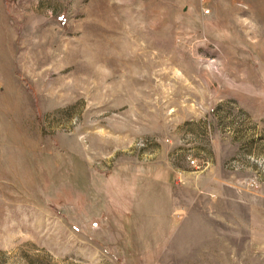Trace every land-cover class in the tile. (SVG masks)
Instances as JSON below:
<instances>
[{
	"label": "rangeland",
	"instance_id": "obj_1",
	"mask_svg": "<svg viewBox=\"0 0 264 264\" xmlns=\"http://www.w3.org/2000/svg\"><path fill=\"white\" fill-rule=\"evenodd\" d=\"M0 264H264V0H0Z\"/></svg>",
	"mask_w": 264,
	"mask_h": 264
},
{
	"label": "crops",
	"instance_id": "obj_2",
	"mask_svg": "<svg viewBox=\"0 0 264 264\" xmlns=\"http://www.w3.org/2000/svg\"><path fill=\"white\" fill-rule=\"evenodd\" d=\"M200 177H202V179L204 178L203 176ZM202 179L199 178L198 180H187V190L190 192V194L188 195L191 196V198L187 197V200L184 199L185 197L181 195L180 188H178L177 185H174L170 177L167 176V173L165 174L162 172V200H164V211L169 213L167 214L168 216H165L166 219H168L169 221L168 230L164 234L165 236L170 235L173 232L177 235V232L182 229L185 222L190 217L194 218L195 215L201 217V213H206V217L208 216L210 207L209 201H212V196L215 194V192L214 188H204L202 186ZM200 196L203 200L199 201L198 197ZM205 199L206 203L203 204L202 202H204ZM211 205H213L212 202ZM181 212H184L185 214L179 217L178 219L175 218V216H178V213ZM164 238H162V241Z\"/></svg>",
	"mask_w": 264,
	"mask_h": 264
},
{
	"label": "built area",
	"instance_id": "obj_3",
	"mask_svg": "<svg viewBox=\"0 0 264 264\" xmlns=\"http://www.w3.org/2000/svg\"><path fill=\"white\" fill-rule=\"evenodd\" d=\"M190 163H191L192 165H194V164H195V160L190 159Z\"/></svg>",
	"mask_w": 264,
	"mask_h": 264
}]
</instances>
